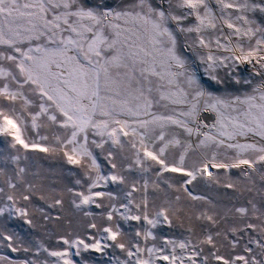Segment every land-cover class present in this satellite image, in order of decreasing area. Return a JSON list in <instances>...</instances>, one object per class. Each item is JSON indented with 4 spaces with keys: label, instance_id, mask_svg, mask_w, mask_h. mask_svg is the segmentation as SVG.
<instances>
[{
    "label": "snow or ice",
    "instance_id": "6c2138e0",
    "mask_svg": "<svg viewBox=\"0 0 264 264\" xmlns=\"http://www.w3.org/2000/svg\"><path fill=\"white\" fill-rule=\"evenodd\" d=\"M0 264H264V0H0Z\"/></svg>",
    "mask_w": 264,
    "mask_h": 264
}]
</instances>
